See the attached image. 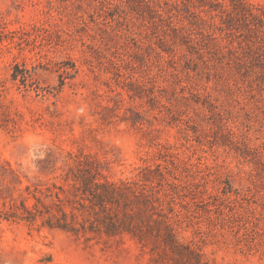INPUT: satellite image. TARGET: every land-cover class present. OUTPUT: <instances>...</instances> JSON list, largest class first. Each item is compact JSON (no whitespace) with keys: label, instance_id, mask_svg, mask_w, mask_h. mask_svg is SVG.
Wrapping results in <instances>:
<instances>
[{"label":"rangeland","instance_id":"1","mask_svg":"<svg viewBox=\"0 0 264 264\" xmlns=\"http://www.w3.org/2000/svg\"><path fill=\"white\" fill-rule=\"evenodd\" d=\"M0 264H264V0H0Z\"/></svg>","mask_w":264,"mask_h":264}]
</instances>
